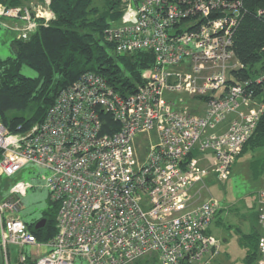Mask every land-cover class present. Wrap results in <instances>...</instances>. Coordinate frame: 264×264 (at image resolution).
Returning <instances> with one entry per match:
<instances>
[{
	"label": "built area",
	"instance_id": "obj_1",
	"mask_svg": "<svg viewBox=\"0 0 264 264\" xmlns=\"http://www.w3.org/2000/svg\"><path fill=\"white\" fill-rule=\"evenodd\" d=\"M119 24L104 31L115 54L151 52L153 65L131 94L86 72L62 89L39 123L9 130L0 120V180L27 164L44 170L57 204L56 233L32 264H131L149 254L159 264H209L218 241L208 226L219 210L213 198L189 207L187 191L208 172L225 181L264 111V71L239 78L232 49L240 0H115ZM50 0L0 1V27L30 38L53 18ZM258 10V13H263ZM260 89V91L258 90ZM186 94L199 107L183 106ZM102 114L117 129L103 132ZM232 116L227 128L215 132ZM138 136L147 138L139 151ZM206 165V167H203ZM17 181L2 197L3 264L9 247L36 246L19 217ZM203 188V187H202ZM258 264H264V188L257 192ZM206 255V257H204Z\"/></svg>",
	"mask_w": 264,
	"mask_h": 264
},
{
	"label": "trees",
	"instance_id": "obj_2",
	"mask_svg": "<svg viewBox=\"0 0 264 264\" xmlns=\"http://www.w3.org/2000/svg\"><path fill=\"white\" fill-rule=\"evenodd\" d=\"M20 1L8 3L15 5ZM240 1L241 15L233 34L232 49L244 67L237 76L250 79L259 73L256 67L264 71V12L258 13V10L264 11V0ZM91 3V0H50L53 18L48 24L39 27L26 40L11 41L12 56L0 60V120L9 130H25L42 121L58 93L86 72L99 74L122 94H131L142 84L141 75L153 65V54L148 51L115 54L104 39V31L113 25L112 20L119 21L120 13L111 12L117 1L109 0L106 13H99ZM22 66L33 69L37 76L22 75ZM101 117L103 132L117 129L108 114ZM259 147H264V111L240 155ZM258 163L254 160L252 168L256 169ZM49 209L51 212H46L49 222L43 228L35 229L34 224L26 223L39 242L48 241L55 234L52 218L57 213V204L52 203ZM258 238V230L243 236L246 263L257 258ZM148 263L151 261L144 260L142 264Z\"/></svg>",
	"mask_w": 264,
	"mask_h": 264
},
{
	"label": "rangeland",
	"instance_id": "obj_3",
	"mask_svg": "<svg viewBox=\"0 0 264 264\" xmlns=\"http://www.w3.org/2000/svg\"><path fill=\"white\" fill-rule=\"evenodd\" d=\"M2 2V0H0ZM9 1V0H8ZM92 7L97 8L99 13H106L108 10L109 0H91ZM20 4H29L30 0H21ZM110 11V10H109ZM121 13L122 7L120 4H116L111 12ZM117 19V18H116ZM112 20L111 24L118 25L119 21ZM18 40V34L15 30L9 28L0 27V60H4L12 56L11 41ZM262 72L260 67H256ZM20 73L27 77H36L37 73L28 66H22ZM139 86V85H138ZM137 86V87H138ZM183 97V106L190 109L199 107L197 103L191 100L186 94H175V98ZM139 151L145 149L142 145H146L148 139H143L138 136ZM264 158V147H259L254 150L245 151L237 157L235 163L232 166L231 174L225 181H218L215 176L208 172L203 178V188L199 191L201 201L207 200L210 197L213 198L219 204L218 215L213 218L208 226L209 235L218 241L217 254L213 258L214 262L209 264H258V250L257 258L251 263H246L244 260L246 249L243 244V234L248 232L252 233L253 227L258 230L257 223V192L264 187V165L262 160ZM257 160L259 161L257 168H252L251 163ZM206 167V165H203ZM46 172L33 164H27L23 169L7 180L2 177L0 180L2 197L7 195L9 187L14 182L23 181L29 184L31 187L27 188L24 195L20 196L21 207L17 215L25 223L37 224L41 219H44L42 226L49 222V216L46 212H51L49 208L52 206L49 191L44 186L42 176ZM202 187V186H201ZM57 210V209H56ZM220 214V215H219ZM53 221L56 233V211L53 214ZM38 229V228H37ZM259 231V230H258ZM55 235V234H54ZM47 241L39 242L36 246H10V256L16 258L20 252H24L28 255L27 264H32L39 254L45 253L47 247L44 246ZM258 249V247H257ZM206 257V255L204 256ZM146 261H151L148 264H159L157 256L149 254L139 260L134 261L131 264H137L139 261L142 264ZM1 263V254H0ZM74 264H87L85 260L78 258Z\"/></svg>",
	"mask_w": 264,
	"mask_h": 264
},
{
	"label": "crops",
	"instance_id": "obj_4",
	"mask_svg": "<svg viewBox=\"0 0 264 264\" xmlns=\"http://www.w3.org/2000/svg\"><path fill=\"white\" fill-rule=\"evenodd\" d=\"M196 103V102H195ZM231 119H232V116H229V117H227V119L223 122V123H221L220 125H218L217 126V128H216V130H215V132H217V133H221V132H223L226 128H227V126H228V124H229V122L231 121ZM235 163V162H234ZM203 187V185L202 184H195V185H193L188 191H187V193H186V195L188 196V198H189V207H192V206H195V205H198V204H200V203H202L203 202V200L201 201V197L199 196V191L201 190V188ZM262 188H264V187H262ZM261 188V189H262ZM208 199V198H207ZM219 211H221V209H219L218 211H217V213H216V215L215 216H217L218 215V213H219ZM220 215V214H219ZM255 229V226L253 227V230ZM252 230V232H254ZM209 233V232H208ZM249 234H251V232H248V233H246V234H243L242 236H246V235H249ZM0 254H1V263L0 264H3V256H2V252H1V250H0ZM9 257H10V260H11V262H13V263H16L17 262V257H18V255H17V257L14 259V258H12L11 256H10V251H9ZM215 259V258H214ZM213 259V260H214ZM212 260V262H214Z\"/></svg>",
	"mask_w": 264,
	"mask_h": 264
},
{
	"label": "water",
	"instance_id": "obj_5",
	"mask_svg": "<svg viewBox=\"0 0 264 264\" xmlns=\"http://www.w3.org/2000/svg\"><path fill=\"white\" fill-rule=\"evenodd\" d=\"M44 222V219H41L37 224H35L34 228L37 229L40 226H42V223Z\"/></svg>",
	"mask_w": 264,
	"mask_h": 264
}]
</instances>
